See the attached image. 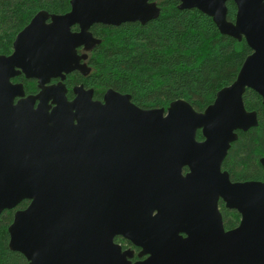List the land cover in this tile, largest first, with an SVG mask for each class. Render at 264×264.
I'll return each instance as SVG.
<instances>
[{
	"label": "water",
	"instance_id": "1",
	"mask_svg": "<svg viewBox=\"0 0 264 264\" xmlns=\"http://www.w3.org/2000/svg\"><path fill=\"white\" fill-rule=\"evenodd\" d=\"M175 1L251 50L203 112L183 100L141 109L113 90L96 101L82 85L72 100L66 96V75L89 73L78 49L99 44L90 29L145 25L160 14L149 0H70L66 14L40 11L15 37L12 53L0 55V214L30 202L8 227L9 249L27 264H96L95 230L112 218L104 210L124 212V222L109 225L126 228L125 237L150 255L133 264H264V182L233 183L222 171L236 132L258 126L256 112L244 107L245 91L264 106V0H232L233 22L228 0ZM20 72L39 82V105L53 106L43 131L15 128V108L29 101L13 105L19 92L10 79ZM219 200L242 215L238 229L224 230ZM109 204L124 208H102Z\"/></svg>",
	"mask_w": 264,
	"mask_h": 264
},
{
	"label": "trees",
	"instance_id": "2",
	"mask_svg": "<svg viewBox=\"0 0 264 264\" xmlns=\"http://www.w3.org/2000/svg\"><path fill=\"white\" fill-rule=\"evenodd\" d=\"M157 4L160 14L145 25L126 23L119 27L95 25L90 31L99 40L88 54L89 73L67 76L71 87L84 85L101 99L107 90L130 95L141 109H167L177 100L203 112L216 94L230 86L251 54L244 39L240 42L222 35L212 19L198 10H179L175 0H149ZM70 0H0V55L12 53L17 34L40 11L63 15L70 11ZM227 19L233 22L236 7L227 1ZM77 31V28H73ZM246 111L256 112L258 126L247 132L237 131L222 170L233 183L264 180L258 159L264 157V106L252 90L243 95ZM201 141V132H197ZM12 212L0 214V264H27L25 258L9 249L8 227ZM237 216L227 212L226 229L234 228Z\"/></svg>",
	"mask_w": 264,
	"mask_h": 264
},
{
	"label": "flooded vegetation",
	"instance_id": "3",
	"mask_svg": "<svg viewBox=\"0 0 264 264\" xmlns=\"http://www.w3.org/2000/svg\"><path fill=\"white\" fill-rule=\"evenodd\" d=\"M73 28H77V27H73ZM77 30H78V28H77ZM90 52L91 51H88V52L84 51L83 48L78 49L79 55H85L86 56V59L82 61V64L87 65L88 54ZM87 67H88V65H87ZM77 73H79V72H77ZM79 74H81V73H79ZM81 75H83V74H81ZM67 76L68 75H66L65 80L63 81V84H64V86L66 88V92L68 94V89L66 87ZM58 82H59L58 79L51 80L49 83H46L44 85V87H50L51 85L57 84ZM10 84L13 87H16V90L19 92V96L15 97L13 99V105L17 106L19 103H21L25 99L29 100L25 103H22V104H25L24 106L15 108V113H16V115H15L16 116L15 126L17 124H18L17 126L23 125L24 128L28 127V129H30L29 127L31 126V130H33V131H37V130L43 131L42 128L45 125V120L49 119V114H50L53 106H51L50 101L48 102L47 107L40 106L39 105L40 101L38 99H35L41 91V88L39 87V82L36 79L26 78L25 75L20 72L18 75L14 76L10 79ZM80 85H82V84H80ZM80 85H74L71 87V96L72 97L69 100H72L74 98V95L72 92L73 88L76 86H80ZM82 86L84 87V85H82ZM84 89L89 90L91 88H85L84 87ZM93 100L102 101L103 96L101 97V99L95 98L94 97V91H93ZM45 111L47 114L45 113ZM17 126L15 127L16 129H17ZM16 132L20 133L21 131L18 128V130ZM262 158H264V157H262ZM262 158L258 159L259 164H260V160ZM260 166L264 170V168L262 167L261 164H260ZM183 173H186V169H184ZM246 182H264V180H262V181H246ZM239 183H245V182H239ZM29 205H30L29 201H22L15 208L9 210L12 212V221H13L14 215L17 212H22V211L26 210L29 207ZM99 205H102V204L97 203V206H99ZM110 206L112 207L113 210H115L117 208L122 210L124 208L122 206V204H109V205L102 206V208L109 209ZM218 211L222 217L223 227H224L225 215L227 212L234 213L237 216V222H236L235 227L231 228V229H226L224 227L225 231H231L234 229H238L240 227L241 222H242V215L237 210L227 209L225 207L224 202L219 200L218 201ZM101 214L107 215V216L112 215V218L110 220L107 219L108 221H106L105 224H102V227H98L95 230V235H94L95 244H94V246H95V254L97 257L96 264H110L111 261H114L115 259H117L121 263L125 262V263H132L133 264L136 262H143L150 257L149 254L145 253V250L142 247L134 245L128 238L125 237L124 232H125L126 228L124 229V227H123V228L117 229V231H115L116 229L109 225V223L111 225L112 224L114 225L115 223H119L121 221L124 222V218H125L124 212L113 211L111 214V212H109V210H104V211H101ZM141 229L142 230H140V231L142 232V234H143V232L145 233V235H147V233L148 234L150 233V229H143V228H141ZM154 231L156 234H159L161 232V229H160V227L159 228L156 227V228H154L153 232ZM179 235L183 239H186V237H187L183 233H181ZM157 237H159V235ZM157 237H156V239H157ZM160 239H162L161 236L159 237V240Z\"/></svg>",
	"mask_w": 264,
	"mask_h": 264
}]
</instances>
